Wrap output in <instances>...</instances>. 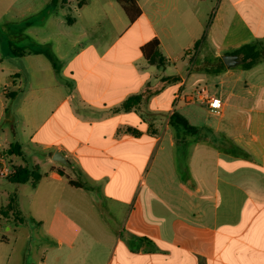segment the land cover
I'll return each mask as SVG.
<instances>
[{"label":"crops","instance_id":"0c3cea01","mask_svg":"<svg viewBox=\"0 0 264 264\" xmlns=\"http://www.w3.org/2000/svg\"><path fill=\"white\" fill-rule=\"evenodd\" d=\"M136 2L131 22L117 0L74 19L58 0L61 15L22 35L24 56L0 49V156L38 169L37 227L60 264H264V58L245 69L236 54L264 46V0ZM153 41L160 66L142 52ZM225 55L240 62L221 69ZM200 87L219 113L184 100Z\"/></svg>","mask_w":264,"mask_h":264},{"label":"rangeland","instance_id":"374dc122","mask_svg":"<svg viewBox=\"0 0 264 264\" xmlns=\"http://www.w3.org/2000/svg\"><path fill=\"white\" fill-rule=\"evenodd\" d=\"M65 1L71 3V9L66 8L64 11L68 19H74L80 3L88 0ZM62 13V7L53 0H0V49L11 52L23 49L26 41L22 35L29 26L31 28L27 32H36L38 23L49 16ZM213 16L210 14V19ZM209 56V52H205L196 64L199 65ZM26 155L31 168L37 163L41 165L44 161L41 151L37 148L32 150L28 147ZM14 163L23 164V161L15 157ZM8 164L14 166L11 162ZM10 178H0V264H42L47 251H51L47 264H60L61 250H49L52 244L37 227L32 181L16 184L12 183ZM133 180L134 176H131V181Z\"/></svg>","mask_w":264,"mask_h":264},{"label":"trees","instance_id":"16d2710c","mask_svg":"<svg viewBox=\"0 0 264 264\" xmlns=\"http://www.w3.org/2000/svg\"><path fill=\"white\" fill-rule=\"evenodd\" d=\"M58 0H53L54 3H56ZM118 3L121 5L123 8L125 14L127 15L128 19L131 22H134L141 14V10L136 2V0H117ZM142 52L148 62L150 64H157L158 66L161 65L162 61V56L159 51V43L158 41H153L147 46H145L142 49ZM14 55L16 56H24L25 55V50H13ZM237 55H239L242 58L243 62V67L245 69H250L253 66H255L257 63H259L263 58H264V46L259 47L257 45L254 46H245L238 52H236ZM220 65L221 69L225 67V64L223 63V60L220 59ZM212 66L211 63L205 62L201 65L196 66L195 70L198 72H209L211 71L209 67ZM143 95L140 96H132L129 98L122 106V109L124 111H130L134 107H136L138 104L141 103L143 100ZM171 124L172 125H178L182 127L185 131L188 132H195V128L192 127L189 122L183 118L180 114L174 113L171 117ZM11 152L12 155H18L21 156V148L18 144H14L11 146ZM16 174L12 178H10V181L12 183L16 184H24L27 183L29 180L32 181V183H36L38 181L39 175H38V169L37 168H28L27 166L25 167H16ZM71 185L76 186V182L70 181Z\"/></svg>","mask_w":264,"mask_h":264},{"label":"built area","instance_id":"2783aa9c","mask_svg":"<svg viewBox=\"0 0 264 264\" xmlns=\"http://www.w3.org/2000/svg\"><path fill=\"white\" fill-rule=\"evenodd\" d=\"M179 98V96H176V99ZM184 100L206 105L212 113H219L223 107V102L220 98L212 95L206 88L202 87L197 88L193 95L184 96ZM7 156L6 152L0 156V178H10L16 174L14 166H9Z\"/></svg>","mask_w":264,"mask_h":264},{"label":"water","instance_id":"95a60500","mask_svg":"<svg viewBox=\"0 0 264 264\" xmlns=\"http://www.w3.org/2000/svg\"><path fill=\"white\" fill-rule=\"evenodd\" d=\"M222 60L227 68H231L240 62L239 57L237 55H225L222 57ZM9 153H11V151ZM53 159L55 161L67 164L66 160L64 159V156L60 153H55Z\"/></svg>","mask_w":264,"mask_h":264}]
</instances>
